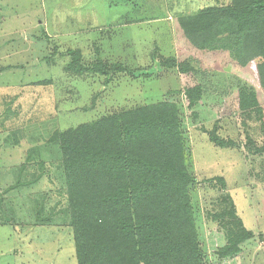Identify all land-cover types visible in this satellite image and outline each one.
Masks as SVG:
<instances>
[{
    "label": "rangeland",
    "instance_id": "1",
    "mask_svg": "<svg viewBox=\"0 0 264 264\" xmlns=\"http://www.w3.org/2000/svg\"><path fill=\"white\" fill-rule=\"evenodd\" d=\"M231 4L0 0V264H77L57 135L158 102L175 104L181 118L188 170L197 180L190 195L203 264H264V124L255 106L241 107L243 92L258 91L264 108L257 72L263 59L235 67L230 52L200 53L182 44L183 33L177 37L181 18ZM54 48L79 49L88 64L99 59L139 69V77L118 75L106 85L100 76H73L64 71L69 58L53 57ZM168 57L188 58L195 68L192 83L202 95L193 110L180 93L177 69L159 65ZM216 125L236 147L222 149L209 141L207 133ZM216 177L225 179V191L208 182ZM224 193L231 194L254 234L240 253L225 259L216 254L225 240L210 215Z\"/></svg>",
    "mask_w": 264,
    "mask_h": 264
},
{
    "label": "trees",
    "instance_id": "2",
    "mask_svg": "<svg viewBox=\"0 0 264 264\" xmlns=\"http://www.w3.org/2000/svg\"><path fill=\"white\" fill-rule=\"evenodd\" d=\"M182 33L186 38L182 44L200 53L230 52L235 67H247L255 57L262 58L257 72L264 93V0H232L229 6L206 8L181 18L178 39ZM57 55L69 58L66 73L100 76L106 85L118 75L136 79L140 73L118 62L98 59L84 63L79 49L61 53L54 48L53 57ZM159 65L177 69L183 86L180 93L187 109L193 110L202 92L192 83L195 68L189 59L161 58ZM243 93L241 107L255 106L264 124L258 91ZM207 134L216 147H236L234 141L218 134L217 125ZM57 140L77 264H203L190 195L197 180L188 170L187 140L175 104L158 102L121 109L67 129ZM208 182L214 189L226 190L222 177ZM210 215L225 240L216 252L220 258L237 255L254 237L231 194L217 198Z\"/></svg>",
    "mask_w": 264,
    "mask_h": 264
}]
</instances>
